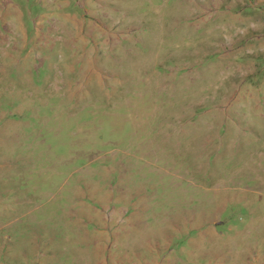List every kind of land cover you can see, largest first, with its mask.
Listing matches in <instances>:
<instances>
[{"label":"rangeland","instance_id":"rangeland-1","mask_svg":"<svg viewBox=\"0 0 264 264\" xmlns=\"http://www.w3.org/2000/svg\"><path fill=\"white\" fill-rule=\"evenodd\" d=\"M0 264H264V0H0Z\"/></svg>","mask_w":264,"mask_h":264}]
</instances>
